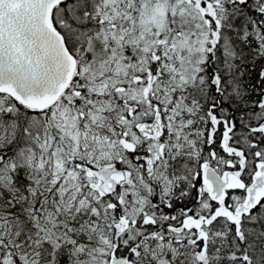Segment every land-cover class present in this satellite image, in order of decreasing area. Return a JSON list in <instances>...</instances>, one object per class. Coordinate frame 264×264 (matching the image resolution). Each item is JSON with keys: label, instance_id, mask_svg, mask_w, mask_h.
I'll list each match as a JSON object with an SVG mask.
<instances>
[{"label": "snow or ice", "instance_id": "obj_1", "mask_svg": "<svg viewBox=\"0 0 264 264\" xmlns=\"http://www.w3.org/2000/svg\"><path fill=\"white\" fill-rule=\"evenodd\" d=\"M0 264H264V0H0Z\"/></svg>", "mask_w": 264, "mask_h": 264}]
</instances>
